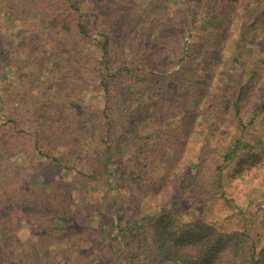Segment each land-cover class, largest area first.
<instances>
[{
	"label": "trees",
	"instance_id": "obj_1",
	"mask_svg": "<svg viewBox=\"0 0 264 264\" xmlns=\"http://www.w3.org/2000/svg\"><path fill=\"white\" fill-rule=\"evenodd\" d=\"M186 1L200 0H180L177 5L182 4L181 8L169 7L168 0H0V208L7 203L6 209L12 207L0 213V263L22 264L18 260L26 255V264L38 255L47 259L54 255L61 263L70 264L73 249L80 256L84 251L74 247V240L96 230L100 236H108L103 251L116 264H264V238L252 237L242 217L239 227L231 228L233 217L227 219V225L225 219L204 218V211L192 214L189 208L201 205L206 209L216 193H224L226 181L241 175L243 165L248 166L245 175L250 173L249 178L264 175V147L250 137L256 118L264 124V4L257 6L255 15L247 10L235 46L225 60L222 52H215L224 26L218 18L223 11L217 10L223 0H201L208 11L198 17ZM251 16L255 24L249 22ZM261 19L262 26L256 31ZM139 23L145 31L140 38L130 41L116 36L117 28L130 32L131 26ZM100 27L105 30L100 32ZM93 34L102 38L96 41ZM160 47L170 57H160L151 65L153 52ZM246 47L262 57L255 55L247 63ZM217 67L223 70L220 91L209 95L201 110L194 112L199 86L210 87L206 82L217 74ZM85 72L89 77L81 79ZM52 78L56 83L50 92ZM92 78L99 80L96 88L103 95L94 96L87 104L82 96L94 83ZM77 79H81V89L73 84ZM39 80L48 85L47 100L40 96ZM64 80H69L72 88L68 98L69 85L64 87ZM246 94L255 99L249 118L243 113ZM62 103L70 104V111L59 116L52 108ZM8 126L16 131L1 137ZM194 129L204 132L203 137L190 151L193 160L184 172L170 181L177 183L170 190L163 175L154 176L160 168L156 160L167 146L176 157L183 140L179 137L186 139ZM26 131L34 155L42 160L31 170L39 165L35 172L40 173L55 165L72 172L65 183L67 203L57 210L44 201L35 204L26 190L17 193L34 206L28 212L42 208L44 213L38 217L51 215L47 225L36 222L23 241L20 221L26 215L14 209L20 202L14 200L8 179L25 171L12 165L9 157L15 153L12 147L19 151L17 133ZM234 161L236 165L231 166ZM82 164L88 172L78 169ZM34 171L32 176L37 175ZM162 171L169 170L163 166ZM54 175L61 179L59 173ZM93 177L109 189L114 183L117 188L142 182L164 194L151 212L122 225L124 217L119 213L123 212L119 209L116 213L118 201L109 203L101 198L96 202L100 195L75 183L77 178L86 182ZM35 192L43 196L41 187ZM90 201L96 202L91 213L95 229L80 222L84 221L80 212ZM70 208L79 210L73 218H69ZM11 235L17 240L8 253ZM51 240L61 245L54 253L49 250ZM98 245L91 242L90 247Z\"/></svg>",
	"mask_w": 264,
	"mask_h": 264
},
{
	"label": "rangeland",
	"instance_id": "obj_2",
	"mask_svg": "<svg viewBox=\"0 0 264 264\" xmlns=\"http://www.w3.org/2000/svg\"><path fill=\"white\" fill-rule=\"evenodd\" d=\"M114 1V0H112ZM137 2H141L143 0H136ZM180 0H168L169 7L172 6H178V8L182 7V4L177 5ZM189 2V6L194 8L193 14L198 17L199 14L201 16H205L208 7L204 5L203 1H186ZM184 3V2H183ZM264 4V0H223L221 1L220 9H217L218 12L220 10L223 11L222 16L218 18H222L219 20H222L223 23V29L221 32V38H219L220 44H218L215 47V52H222L224 55V59L227 60L229 52L233 49L235 46V42L237 40V35L238 31L241 26V21L243 17H247V10H250L252 12V15H255L256 12L259 10L257 9L258 5ZM121 8V7H119ZM126 12H123V15L121 14L122 21H124ZM110 20V17H108ZM254 18L249 19V22L253 21ZM263 19H261L258 22V27L255 25L256 31H259L261 28V22ZM126 21V20H125ZM124 21V22H125ZM264 21V20H263ZM252 23V22H251ZM128 24L126 22L123 27ZM255 24V23H252ZM104 27V26H103ZM105 29L100 27V32H103ZM132 30L133 33H132ZM195 31V30H193ZM142 33H145V31H142L141 23H139V26H131L130 32L125 30L124 28L120 27L117 28V33L116 36H118L119 40L121 38H127V40H134L135 38H140ZM194 38L197 37V34L194 33ZM95 37V38H94ZM217 37V36H216ZM93 38L97 41L98 39H101L102 37L97 36L93 34ZM255 41H259L257 37L254 38L252 37ZM251 38V39H252ZM193 38H191V41ZM195 40V39H194ZM264 40V39H263ZM189 41V40H188ZM93 43L94 41L91 39L90 41ZM194 42V41H193ZM199 46H202V42L198 43ZM223 45V46H222ZM117 47V46H116ZM118 48H122L119 47ZM125 47H123V53L125 52ZM162 51V53H159ZM169 54L171 50H168ZM122 53V54H123ZM158 53V54H157ZM127 54V52H126ZM157 54V56H155ZM255 55H260V54H253L252 47H246V50L244 52V57L247 61V63H250L252 58H255ZM261 56V55H260ZM162 58L163 60L167 59L170 57L166 51H164L163 47H160L159 50H156L153 52L152 55V60H151V65L152 62L157 61L159 58ZM262 57V56H261ZM176 68V67H175ZM221 67H217L216 72L217 74H213L212 77L206 82L210 83V87L208 86L209 84H202L199 86V91H198V98L199 100L196 103V108L193 110L194 112H199L202 108V103L207 102V97L210 99V96L212 93L218 92L219 88V82L220 79L222 80L220 76V72H222ZM250 74V71L247 72L246 76ZM263 76V75H262ZM10 77V73H9ZM48 77V76H47ZM85 77H89V74L86 72L83 73V77L81 79H84ZM15 78V77H14ZM45 79V78H44ZM80 80H75L73 81V84H77V88L81 89V87L78 83ZM260 80L262 81V77H260ZM40 81L41 89H40V96L43 97V100H47L48 96H45L46 93H48V85L44 83L42 80ZM94 83L90 84V88L86 89L84 92V95L82 96V99L84 102H91L90 100L94 98V96H98V94L103 95V92L96 88L98 85L99 80H95L92 78V82ZM52 85L50 86V92H53L55 90L54 84L56 83L55 78H52L51 80ZM264 82V81H262ZM49 83V81H48ZM64 87H67L69 85V90L66 92L65 96L66 98L70 97L69 92L72 89L69 80H64ZM263 84V83H262ZM256 90V89H255ZM35 95V94H33ZM255 99H252V94L248 95L246 94V100H244V107H243V113L244 116L251 117L250 115L253 113V110L251 109V103L254 102ZM96 103V102H94ZM209 108H212V105L209 106ZM53 111H56L59 116L62 114H66L70 111V104L64 106L62 105L60 107L52 108ZM214 112V111H210ZM209 113V112H208ZM264 116V114H262ZM198 117V116H197ZM261 117V115H260ZM228 118L227 115H224V119ZM1 123V121H0ZM10 125V124H9ZM20 126L17 128L19 129ZM222 128V127H221ZM221 128L219 129L221 131ZM250 130L253 131L252 137L253 140L256 142H259L261 147H264V124L256 118L254 120L253 125L250 127ZM14 129L12 126H8V129L3 131L1 137L8 136L14 134ZM203 133L198 132V130L194 129L193 132L188 134L187 138L184 139L186 136H181L179 138L183 139L180 141L176 157H172V147L167 146L165 147L164 151L162 154L159 156V158L156 160L157 165L160 164V168L158 171H154V176L158 177L159 174L163 175L164 177V182H169L173 181V178L180 174L183 173V168H186V165H189L190 162L193 160L191 159V154L190 151L193 152L194 150V145L197 144L198 140L203 137ZM20 136V137H19ZM16 143L20 146L19 151H15L14 147H12L10 150L14 151L15 153L9 157V160L12 165H15L18 169H25V171H18L12 178L11 180L8 179V188L11 192L14 193V200L19 201L20 205L17 207H14L15 210H18L21 213H24L26 217L20 221V225L23 226L24 230L22 231V234L20 235V238L25 241L28 239V232L35 228L36 222L38 224L44 222L45 225L49 223L51 220V215H47L45 218H40L38 216H41V214L44 213L43 209H39L37 211H30L29 210L33 209L34 206H32L30 203L27 202V198L25 199L23 196H16L18 192H24L26 190L29 194L33 195V202L35 204H39L38 202H46L47 206L51 209H53L52 206H54L53 210H57L59 205H64L67 203V197L64 195L69 191L65 183L69 181V175L71 174L72 171L69 170H61L55 165H50L48 167H45V169L37 173L35 172L39 168H41L39 165H34V169L31 170L33 167V164L40 163L42 160L38 158L36 155H34L33 152V144L30 140V136L28 131L26 133H17L16 137ZM125 155H128V151L124 152ZM242 156L247 157L246 152L242 151ZM1 156V155H0ZM13 156V157H12ZM2 158V157H0ZM85 163V159H83ZM237 161H234L231 166L236 165ZM83 164L78 167L83 172H88L87 168H83ZM167 167L169 171L164 172L162 171V168ZM20 167V168H19ZM248 168V166L243 165V168L241 169V175H237L233 179H229V183L226 181L227 186L224 189V193L219 192L216 193L215 199L207 204V208L204 209L201 205L193 208H190V213L192 214H201L203 212L204 218L205 215H207L209 218L212 220H220L225 219L226 224H230V221L227 220L229 217L231 219V228H238L239 227V221H245L247 224V229L248 233L252 237L256 236H261V238H264V175L260 178L254 177V178H249L250 173H247L245 175V171ZM31 171H34L35 174L37 175H31ZM247 172V171H246ZM60 174L61 179H59L58 175L54 174ZM160 175V176H161ZM85 179V178H84ZM176 180V178H174ZM254 179L253 181H251ZM52 180H55L53 185H52ZM86 182L82 178H77L75 183L81 184L84 186V191L86 190H93L96 194L100 195L97 198L96 202H99L102 199H105V201L113 202V201H118L119 203V208L116 209V213L118 214V210L121 209L123 213H119V216H123L124 219L121 221L122 225H127L133 218H136L138 216H141L142 214L151 212L155 207H157V198L159 195H163L164 193L160 190L154 191L152 190L149 185H145L142 182L136 184V183H130L126 185L125 187L118 186L117 188L114 187L115 183L113 184L112 188H108L107 185L103 182L100 183V180H98L96 177H93V179H85ZM120 180V179H118ZM178 182V181H177ZM184 185V183L179 182ZM59 185V189L57 186ZM170 185V190H172L177 183L172 182L169 184ZM64 186V187H61ZM42 188L43 190V196L40 192H35L37 188ZM159 188V186L157 185ZM155 186V188L157 189ZM222 193V195H221ZM172 196H174L173 193H171ZM170 195V196H171ZM57 196V199H56ZM0 199L2 197L0 196ZM39 200V201H37ZM227 200H230L231 202L227 203ZM37 201V202H36ZM102 201V200H101ZM96 202H87L88 208H85V211H81L80 214L82 218H84V221L80 222L84 225H81L83 227H88L95 229V223L92 220L91 213L93 209L95 208ZM75 203V202H74ZM81 203V199L79 202H77V206ZM3 204H5V201H3ZM10 205V203H7L4 207L0 208V213L8 212L11 211L12 207H8L6 209V206ZM161 204V202H160ZM72 211L69 214V218L73 216V214H76L79 210L75 208H70ZM87 209V210H86ZM120 210V211H121ZM28 212V216L25 213ZM108 211V210H107ZM105 211V213L107 212ZM240 211L239 215L238 212ZM52 212V211H51ZM232 214V215H231ZM35 217H33V216ZM202 215V214H201ZM238 215V216H237ZM243 220H242V218ZM30 218V219H29ZM73 218V217H72ZM117 217H115L114 223H116ZM29 222L30 224H28ZM19 224V222H17ZM14 232H11L13 234ZM73 234V233H72ZM14 235H11V237L8 238V253L12 251V246L14 242L17 240V238L13 237ZM76 237H79V234L77 233L75 235ZM108 241V236H100L99 232L95 230V232H87L86 234H82V239L81 240H74V247L76 249H79V247H82L84 250L83 254L80 256L78 253L72 250V253H74V257L72 256V261L70 264H116L115 261L113 262L109 256V254L104 253V244L105 242ZM57 240H51L49 243L52 244L49 247L50 252L54 253L56 252V249H58L61 245L57 243ZM91 242H99L101 245L95 246V247H90ZM60 251V249H59ZM58 251V253H59ZM19 255V252L17 253ZM15 256V254H14ZM26 255L21 256V259L18 260V262H21L22 264H25L24 260H26ZM13 259V256L11 257ZM21 260V261H20ZM31 263L26 262V264H66V262H60V259H58L56 256L53 255V257L50 258V256L47 258L42 257L41 255H38L37 257H32ZM51 260V261H49ZM0 264H7L5 261L1 262Z\"/></svg>",
	"mask_w": 264,
	"mask_h": 264
}]
</instances>
